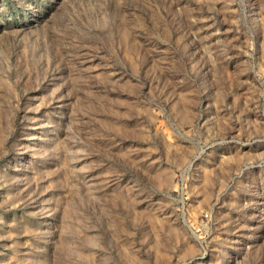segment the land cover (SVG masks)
I'll return each mask as SVG.
<instances>
[{
	"label": "rangeland",
	"instance_id": "374dc122",
	"mask_svg": "<svg viewBox=\"0 0 264 264\" xmlns=\"http://www.w3.org/2000/svg\"><path fill=\"white\" fill-rule=\"evenodd\" d=\"M0 264H264V0H0Z\"/></svg>",
	"mask_w": 264,
	"mask_h": 264
}]
</instances>
